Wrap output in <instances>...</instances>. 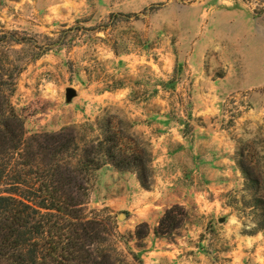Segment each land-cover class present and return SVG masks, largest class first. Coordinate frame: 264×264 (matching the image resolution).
<instances>
[{
	"label": "rangeland",
	"instance_id": "374dc122",
	"mask_svg": "<svg viewBox=\"0 0 264 264\" xmlns=\"http://www.w3.org/2000/svg\"><path fill=\"white\" fill-rule=\"evenodd\" d=\"M1 81L25 139L98 160V260L264 264V0H0ZM119 146L148 151V186L109 162Z\"/></svg>",
	"mask_w": 264,
	"mask_h": 264
},
{
	"label": "trees",
	"instance_id": "16d2710c",
	"mask_svg": "<svg viewBox=\"0 0 264 264\" xmlns=\"http://www.w3.org/2000/svg\"><path fill=\"white\" fill-rule=\"evenodd\" d=\"M0 115V264H114L108 254L98 260L102 250L96 244L103 237L102 222L89 219L84 209L87 176L92 164L99 167L98 160L87 150L77 166H63L49 157V146L38 139H25L8 95L3 93ZM111 140L100 141L99 146ZM118 148L106 150L109 162L121 170H134L141 184L148 186V151L127 153L122 146ZM242 171L252 186L248 169L243 166ZM181 217L179 207L168 209L155 232L172 234Z\"/></svg>",
	"mask_w": 264,
	"mask_h": 264
},
{
	"label": "water",
	"instance_id": "95a60500",
	"mask_svg": "<svg viewBox=\"0 0 264 264\" xmlns=\"http://www.w3.org/2000/svg\"><path fill=\"white\" fill-rule=\"evenodd\" d=\"M75 95H76V91H75L74 88H71V87L67 88L66 96H67L68 99L73 98Z\"/></svg>",
	"mask_w": 264,
	"mask_h": 264
}]
</instances>
